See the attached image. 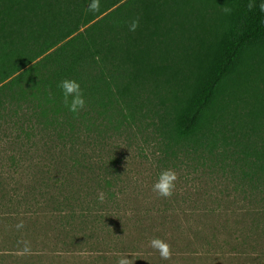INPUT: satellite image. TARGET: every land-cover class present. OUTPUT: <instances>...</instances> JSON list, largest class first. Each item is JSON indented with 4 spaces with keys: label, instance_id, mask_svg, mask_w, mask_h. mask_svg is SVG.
<instances>
[{
    "label": "trees",
    "instance_id": "1",
    "mask_svg": "<svg viewBox=\"0 0 264 264\" xmlns=\"http://www.w3.org/2000/svg\"><path fill=\"white\" fill-rule=\"evenodd\" d=\"M92 2L0 0V147L10 149L0 154V221L48 217L56 243L74 247L73 232L109 219L122 182L114 146L134 135L162 163L186 159L228 182L250 205L248 230L227 245L264 264V251L250 252L264 235V0H98L89 11ZM63 79L83 89L78 116ZM33 152L43 165L20 190L5 170L17 174Z\"/></svg>",
    "mask_w": 264,
    "mask_h": 264
},
{
    "label": "rangeland",
    "instance_id": "2",
    "mask_svg": "<svg viewBox=\"0 0 264 264\" xmlns=\"http://www.w3.org/2000/svg\"><path fill=\"white\" fill-rule=\"evenodd\" d=\"M129 138H121L114 146L122 182L115 191L116 201L103 209L109 219L95 229L87 227L73 232L70 237H75V246L71 248L56 243L52 232L56 223L48 221V217L31 226L21 220L11 226L0 221V264H117L122 255L134 259V264H246L235 256L239 246L234 241V246L227 245L238 232L248 230L247 217L241 216L246 204L239 202L234 188L220 175L195 172L186 159L162 163L160 150L152 142L141 144L134 135ZM5 150L10 151L2 144L0 154ZM33 153L23 156L17 174L5 170L12 179L8 181L16 183L20 190H26L32 185L31 180L38 177L34 166L43 165L32 157L37 155L44 160V155ZM165 169L178 174L171 198H162L152 191V185ZM70 223L76 230L80 224L77 220ZM153 237L171 245L170 260L161 259L149 247ZM255 240L250 252L258 256L264 251V235ZM217 243L222 245L221 249ZM251 246H245L246 252Z\"/></svg>",
    "mask_w": 264,
    "mask_h": 264
},
{
    "label": "clouds",
    "instance_id": "3",
    "mask_svg": "<svg viewBox=\"0 0 264 264\" xmlns=\"http://www.w3.org/2000/svg\"><path fill=\"white\" fill-rule=\"evenodd\" d=\"M254 7H256L254 3L250 2L248 4L249 10H252ZM97 8L98 0H93V2L88 6L89 11H95ZM260 9L261 11H264V3L260 4ZM223 11L225 14H228L232 11V9L224 7ZM138 26L139 21L137 19L133 21L130 30L135 31ZM57 87L62 93L65 107L74 116H78L79 113L86 107V100L80 83L76 80L63 79L58 83ZM177 179L178 174L173 169H165L161 171L156 182L152 185V191L162 198H171L176 188L175 182ZM105 198V193L100 191L97 195L98 201L103 203ZM18 227H22V225H19ZM149 247L157 252L163 260H170L172 258L173 252L171 245L160 237L151 238L149 240ZM117 264H134V259H129L127 256L122 255L118 258Z\"/></svg>",
    "mask_w": 264,
    "mask_h": 264
}]
</instances>
